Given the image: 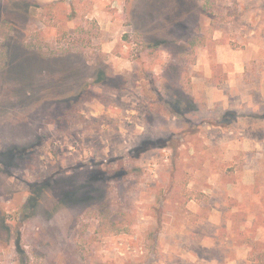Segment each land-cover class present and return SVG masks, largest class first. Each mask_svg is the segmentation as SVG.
I'll list each match as a JSON object with an SVG mask.
<instances>
[{"label": "rangeland", "instance_id": "obj_1", "mask_svg": "<svg viewBox=\"0 0 264 264\" xmlns=\"http://www.w3.org/2000/svg\"><path fill=\"white\" fill-rule=\"evenodd\" d=\"M0 264H264V0H0Z\"/></svg>", "mask_w": 264, "mask_h": 264}, {"label": "trees", "instance_id": "obj_2", "mask_svg": "<svg viewBox=\"0 0 264 264\" xmlns=\"http://www.w3.org/2000/svg\"><path fill=\"white\" fill-rule=\"evenodd\" d=\"M176 108H179V107H176Z\"/></svg>", "mask_w": 264, "mask_h": 264}]
</instances>
